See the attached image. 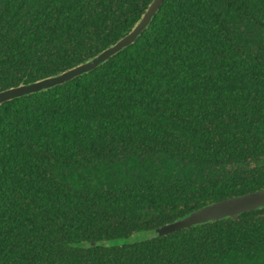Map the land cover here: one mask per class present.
<instances>
[{"label":"trees","instance_id":"obj_1","mask_svg":"<svg viewBox=\"0 0 264 264\" xmlns=\"http://www.w3.org/2000/svg\"><path fill=\"white\" fill-rule=\"evenodd\" d=\"M150 1L0 0V91L94 56ZM262 189L264 0H163L97 67L0 103V264H264V206L155 230Z\"/></svg>","mask_w":264,"mask_h":264},{"label":"water","instance_id":"obj_2","mask_svg":"<svg viewBox=\"0 0 264 264\" xmlns=\"http://www.w3.org/2000/svg\"><path fill=\"white\" fill-rule=\"evenodd\" d=\"M162 2L163 0H151L130 31L85 61L65 69L60 73L48 75L29 83H21L19 85L1 90L0 103L27 93L38 92L40 90L62 84L67 80L82 74L83 72L97 67L101 62L107 60L126 46L133 43L137 36L149 24ZM261 206H264V189L205 205L180 219L159 226L155 230L157 233L164 234L196 223L237 215L241 212L252 210Z\"/></svg>","mask_w":264,"mask_h":264},{"label":"rangeland","instance_id":"obj_3","mask_svg":"<svg viewBox=\"0 0 264 264\" xmlns=\"http://www.w3.org/2000/svg\"><path fill=\"white\" fill-rule=\"evenodd\" d=\"M148 233L149 232H146V231H144L143 233L142 232H138V233L132 234L129 237H127V240H135V239L143 238V237H146L147 235H150ZM125 239L126 238H124L123 240H125Z\"/></svg>","mask_w":264,"mask_h":264}]
</instances>
